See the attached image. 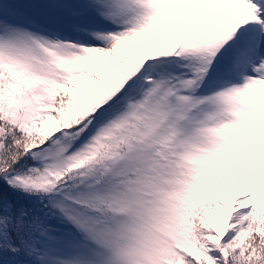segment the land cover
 I'll use <instances>...</instances> for the list:
<instances>
[{"label":"snow or ice","instance_id":"obj_1","mask_svg":"<svg viewBox=\"0 0 264 264\" xmlns=\"http://www.w3.org/2000/svg\"><path fill=\"white\" fill-rule=\"evenodd\" d=\"M0 264H264V0H0Z\"/></svg>","mask_w":264,"mask_h":264}]
</instances>
